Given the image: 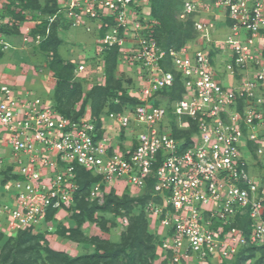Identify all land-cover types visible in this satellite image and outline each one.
I'll return each instance as SVG.
<instances>
[{"label":"built area","instance_id":"built-area-1","mask_svg":"<svg viewBox=\"0 0 264 264\" xmlns=\"http://www.w3.org/2000/svg\"><path fill=\"white\" fill-rule=\"evenodd\" d=\"M181 2L179 18H192L200 43L165 51L146 0H56L33 42L61 23L83 28L96 37L97 56L116 48L119 64L133 69L138 104L73 121L23 87L0 85V148L8 152L0 153V234L52 231L73 203L78 167L100 179L90 202L111 191L138 198L153 180L144 212L162 238L155 264H224L244 246L264 247V0ZM217 28L226 38L210 41ZM176 77L182 99L158 104ZM190 121L196 133L173 136L171 123L191 131ZM243 215L247 240L231 227Z\"/></svg>","mask_w":264,"mask_h":264},{"label":"trees","instance_id":"trees-1","mask_svg":"<svg viewBox=\"0 0 264 264\" xmlns=\"http://www.w3.org/2000/svg\"><path fill=\"white\" fill-rule=\"evenodd\" d=\"M47 3L41 8L38 0H30L31 5H23L24 9L40 11L46 17L51 16L56 11V0H46ZM150 7L152 17L159 22L160 32L155 33L157 44L167 51L170 48L175 50L191 42L195 38V30L192 18L186 20L182 25H175V20L182 9L181 0H151ZM20 12V11H19ZM23 21V17H17ZM46 19L39 25V31L32 35L44 34ZM57 25L51 28L47 40L39 46L46 47L57 45ZM164 34V35H163ZM0 35H3V33ZM118 50L112 48L99 55L98 60L103 64V85H93L88 91H84L86 81L75 82L74 71L76 66L71 61L66 63L54 51L55 60L48 67L51 72L55 86L51 91V105L53 109L64 118L76 121L82 117L86 110L91 116L98 118L102 111L120 112L125 105H137L136 98L131 96V86H125L123 81L115 76L118 66ZM3 52L0 47V58ZM96 59V58H95ZM94 59V60H95ZM68 62V63H67ZM133 82L130 80V85ZM184 89L178 77L173 85L166 91H162L161 101L165 105L182 99ZM79 105L77 111H73L74 105ZM159 104V102H158ZM172 124L173 136L176 138L190 137L196 133V123L189 122L191 131H178L174 123ZM76 191L71 207L66 211L70 214V221L75 227H62L56 236L63 240L76 243L83 248V253L71 257L64 252L51 249L45 235L42 233L31 234L28 231H18L14 237H5L0 234V242L5 239L0 248V264H154L158 260L157 248L162 243V238L149 229V223L144 212V206L150 199V189L153 180L148 182V189L144 195L138 198L129 197L128 190L121 196H117L114 191L104 195L101 200L90 202L88 200L91 186L100 182L98 177L82 168H76ZM3 175V173H2ZM16 178V177H15ZM102 188V186H101ZM51 211L47 220H52ZM108 214L113 219H125L126 229L120 234L117 242L103 240L99 237H87L82 229L85 223H96L102 233H108L109 222L104 218ZM99 215V223L95 216ZM231 227L240 229L247 240L249 234V220L246 215L237 217ZM111 228V227H110ZM255 256L257 260L254 264H264V247L256 249L249 245L240 249L230 264H245ZM161 264H166L162 262ZM224 264H227L225 262ZM229 264V263H228Z\"/></svg>","mask_w":264,"mask_h":264},{"label":"rangeland","instance_id":"rangeland-1","mask_svg":"<svg viewBox=\"0 0 264 264\" xmlns=\"http://www.w3.org/2000/svg\"><path fill=\"white\" fill-rule=\"evenodd\" d=\"M29 1L30 0H0V33H3V35L0 36V39L3 41L0 42L2 44L0 45V47L3 52V55H5L6 63L8 65H13L17 70L21 69L20 71H22L24 75L29 70V73L27 72L29 74H27V77H29V79L31 78V75H38V73H43V71L44 73H48V75H50L49 77L52 78L53 76H51V72L49 73L48 67L50 66L52 61L55 60L54 51L56 50V54L65 63L66 61H71L76 67L80 64L84 66V71L79 77L76 78L75 82L79 83V80L86 81L83 86L85 92L88 91L93 85H103V64L98 60L99 56H97L95 53L96 37L94 35L86 33L83 28H70L68 25L61 23L63 25H60L59 27L57 26V45H50L46 47V51H44L43 47L40 48L39 45H36L33 42L34 36L32 35V32L34 31V33L36 34V32L39 31L38 25L44 19H47V17L40 11L24 9L23 5H31ZM38 1L41 5V8L44 7L47 3L46 0ZM151 4V0H146V3L142 7V9L147 20L150 21L151 25H153L155 34L156 32H160V24L151 15ZM18 16L23 17V21L18 20ZM182 23H186V20L180 19L178 15V19L175 20V25H182ZM227 34V30H221L220 28H217V30H214L212 33H210L209 39L210 41H221L226 38ZM196 36L197 35L195 33V38L186 45L192 47L198 45L200 43V40L197 39ZM219 57L220 56H218V59L220 60ZM28 66H30V68ZM39 69L41 70V72H39ZM222 71L223 68L220 69L218 72L222 73ZM115 76L121 79L125 86H129V91L131 86L133 88L135 78V72L133 71V69L129 68L128 70V68H126L122 64H119L118 62ZM130 80L133 82V84L131 85ZM227 82L228 85L232 84L230 80H227ZM54 86L55 81L53 87L51 85L52 90ZM51 91L50 93L40 91L37 97L43 100L44 102L51 104ZM131 91H133V89ZM159 104H162V101ZM78 108L79 105L77 104L72 107V110L77 111ZM110 135L113 138H116L118 136V134L115 132L111 133ZM127 139L131 140L132 137L130 135H127ZM0 153L5 155L8 152L6 151V149L1 147ZM116 188L120 190L122 188V185H117ZM95 217V221L99 223L100 216L96 215ZM104 218L109 222V224L107 225V227L109 228L108 233H100V229L97 226L98 224L96 223H85L82 226L84 234L87 237H92V235L95 234V236L99 237L100 239L117 242L120 237V234L126 229V220H116L108 214H105ZM70 219V214L66 212H60L58 215V219H56V221L53 223V230L50 232L41 230V232L39 233L45 235V239L47 240L50 248V238L55 241H61L67 245V248L69 247V249L66 251H70L71 249L74 250V252L64 253L68 254L71 257H75L83 253L84 250L82 246L58 238V236L55 237L57 232L60 231L62 227H75L73 222L70 221ZM149 229L151 232L156 233V229L154 230L150 227ZM4 242L5 239L0 242V248L3 246ZM257 257L258 256H255L251 260H248L245 264H254L257 260ZM228 263L230 264L231 261H228L227 264ZM210 264L221 263L213 261Z\"/></svg>","mask_w":264,"mask_h":264},{"label":"crops","instance_id":"crops-1","mask_svg":"<svg viewBox=\"0 0 264 264\" xmlns=\"http://www.w3.org/2000/svg\"><path fill=\"white\" fill-rule=\"evenodd\" d=\"M205 1H208V0H205ZM220 27H222V24H220ZM220 29L223 30L222 28ZM0 42H3V41L0 39ZM28 67L30 68V66ZM20 70L19 69L17 70L13 65H8L6 63L5 55H3L0 58V85L9 84V85H14L16 87H23L33 92L36 96L40 93V91L45 92V93H50L54 85V78L49 77L50 75H48V73H44L43 71V73H38V75H31V78L29 79V77H27L29 70L27 69L28 73L25 71L26 72L25 75ZM39 72H41L40 69H39ZM93 235L95 236V234ZM49 242L51 243V248L55 251L66 252V253L74 252L73 249H71L70 251H66L69 249V247L67 248V245L61 241H55L52 238H50Z\"/></svg>","mask_w":264,"mask_h":264}]
</instances>
